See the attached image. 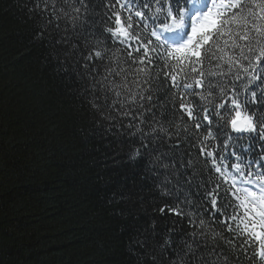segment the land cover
Masks as SVG:
<instances>
[{
    "label": "snow or ice",
    "instance_id": "obj_1",
    "mask_svg": "<svg viewBox=\"0 0 264 264\" xmlns=\"http://www.w3.org/2000/svg\"><path fill=\"white\" fill-rule=\"evenodd\" d=\"M23 9L90 139L127 169L111 202L136 264H264V0Z\"/></svg>",
    "mask_w": 264,
    "mask_h": 264
},
{
    "label": "trees",
    "instance_id": "obj_2",
    "mask_svg": "<svg viewBox=\"0 0 264 264\" xmlns=\"http://www.w3.org/2000/svg\"><path fill=\"white\" fill-rule=\"evenodd\" d=\"M23 2L0 0V264H136L132 218L111 202L127 169L90 139Z\"/></svg>",
    "mask_w": 264,
    "mask_h": 264
}]
</instances>
